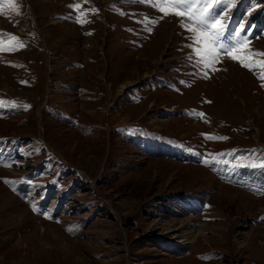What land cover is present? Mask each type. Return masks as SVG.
Masks as SVG:
<instances>
[{"label": "rangeland", "instance_id": "374dc122", "mask_svg": "<svg viewBox=\"0 0 264 264\" xmlns=\"http://www.w3.org/2000/svg\"><path fill=\"white\" fill-rule=\"evenodd\" d=\"M227 1L251 70L159 0H0V264H264V0Z\"/></svg>", "mask_w": 264, "mask_h": 264}, {"label": "snow or ice", "instance_id": "6c2138e0", "mask_svg": "<svg viewBox=\"0 0 264 264\" xmlns=\"http://www.w3.org/2000/svg\"><path fill=\"white\" fill-rule=\"evenodd\" d=\"M145 2H152V0H145ZM198 2H200V0H159L156 6L159 7V4L167 5V8H159L165 16L174 14L178 17H186L191 21V24L182 22L181 27L194 33L192 37L193 43L190 44L189 47L204 45V48H194V55L198 58L197 63L202 64L204 67H212L218 62L221 55H229L233 60L239 59L241 66L251 70L250 65L245 63L244 59L234 55L237 50L243 49L246 46L247 40H237L234 44L226 45L223 42L225 26L221 24V20H223L224 17L217 16L215 18H209L210 13L208 9L212 6V0H205L204 7L199 9L195 7ZM72 7L78 6L74 5ZM169 9L171 11H169ZM149 31H151V29H149ZM236 35L239 36V33ZM205 162L207 163V161Z\"/></svg>", "mask_w": 264, "mask_h": 264}, {"label": "trees", "instance_id": "16d2710c", "mask_svg": "<svg viewBox=\"0 0 264 264\" xmlns=\"http://www.w3.org/2000/svg\"><path fill=\"white\" fill-rule=\"evenodd\" d=\"M249 6H246L244 9H243V11H242V13H241V15H244V14H246V13H248V11H249ZM250 16H252V18H251V22L253 23V24H255V25H257V26H259V27H261L263 30H264V5H262L260 8H259V5H257V11H255L252 15H250ZM5 139H0V143L1 142H3ZM160 149V152L162 153H159L158 155H156V157H158V156H166V157H170V156H172V157H176V158H179V159H182V161H185V157H188V156H190V155H188V156H185V155H187V154H189V153H192V152H189V151H187V150H184V152H183V154H182V156H180V155H172L171 153H170V150H177V149H175L173 146L172 147H169V146H165V147H160L159 148ZM164 151H166V154L167 155H163V152ZM192 154H194V153H192ZM190 159H192V157H189ZM195 160H198V156H196L195 154H194V157H193V160H192V162L191 163H193V162H195ZM190 163V164H191ZM203 201V200H202Z\"/></svg>", "mask_w": 264, "mask_h": 264}, {"label": "bare ground", "instance_id": "6f19581e", "mask_svg": "<svg viewBox=\"0 0 264 264\" xmlns=\"http://www.w3.org/2000/svg\"><path fill=\"white\" fill-rule=\"evenodd\" d=\"M167 111H172V110L167 109ZM189 234H190V232H187V231H181V234H178V235L176 236V238L182 239L181 242H184V241L187 240V237H188ZM185 239H186V240H185Z\"/></svg>", "mask_w": 264, "mask_h": 264}]
</instances>
